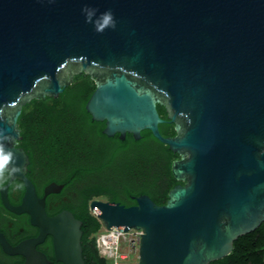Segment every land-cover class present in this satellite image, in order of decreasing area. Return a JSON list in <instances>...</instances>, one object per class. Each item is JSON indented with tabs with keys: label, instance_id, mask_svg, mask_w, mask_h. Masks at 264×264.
<instances>
[{
	"label": "water",
	"instance_id": "1",
	"mask_svg": "<svg viewBox=\"0 0 264 264\" xmlns=\"http://www.w3.org/2000/svg\"><path fill=\"white\" fill-rule=\"evenodd\" d=\"M95 88L85 104L103 133L149 130L178 158V182L163 204L93 198L88 207L104 229H140L137 264H209L264 221V0H0V156L8 181L3 206L26 213L34 237L0 247L20 264H48L36 248L52 237L54 259L85 264L81 221L63 209L45 211L50 182L39 197L17 119L32 99L57 97L75 75ZM175 134L163 136L156 105ZM23 183L19 204L9 183Z\"/></svg>",
	"mask_w": 264,
	"mask_h": 264
},
{
	"label": "trees",
	"instance_id": "2",
	"mask_svg": "<svg viewBox=\"0 0 264 264\" xmlns=\"http://www.w3.org/2000/svg\"><path fill=\"white\" fill-rule=\"evenodd\" d=\"M94 88V81L81 73L57 97L45 96L25 103L17 119L21 134L17 145L28 154L26 175L38 191L53 181L63 184L60 192L51 194V198L60 202L51 208V215L67 209L81 221L84 263L111 264L98 254L95 239L102 225L90 213L89 201L99 198L129 206L136 203L135 196L147 194L155 203L163 204L168 190L178 183L170 170L172 160L178 155L147 129L141 131L138 140L129 133L122 140L118 134L106 136L102 131L104 122L93 120L85 109ZM156 108L164 120L158 125L160 133L174 135L173 123L167 120L164 107L157 104ZM37 156L42 161L38 162ZM8 179L9 172L3 168L0 187ZM7 193L10 202L19 203L24 193L22 182L13 179ZM8 217L20 220V224L14 223L12 233L4 222ZM0 220V231L12 245L35 235L29 216L10 212L1 199ZM21 225L24 231L17 236ZM47 258L52 259V264H61L53 253L47 254ZM23 261V256L8 255L0 247V264ZM209 264H264V221L255 230L239 236L227 256Z\"/></svg>",
	"mask_w": 264,
	"mask_h": 264
},
{
	"label": "built area",
	"instance_id": "3",
	"mask_svg": "<svg viewBox=\"0 0 264 264\" xmlns=\"http://www.w3.org/2000/svg\"><path fill=\"white\" fill-rule=\"evenodd\" d=\"M142 231L130 228L126 231L119 229H104L96 234L98 254L111 264L126 261L130 256L138 257V244Z\"/></svg>",
	"mask_w": 264,
	"mask_h": 264
},
{
	"label": "flooded vegetation",
	"instance_id": "4",
	"mask_svg": "<svg viewBox=\"0 0 264 264\" xmlns=\"http://www.w3.org/2000/svg\"><path fill=\"white\" fill-rule=\"evenodd\" d=\"M176 158H178V157H176ZM32 181V180H31ZM33 182V181H32ZM23 184V183H22ZM33 184H34V186H35V190H36V192H37V195L39 196V197H41V196H43V189H44V187H45V185L43 186V188L42 189H39V191H38V189L36 188V185H35V183L33 182ZM7 192H8V190H7ZM51 194L52 193H49V194H47L46 196H45V204H44V208H45V211H46V213L48 214V215H51V208L52 207H56V206H58L59 204H60V202L58 201V200H55V199H53V198H51ZM53 194H55V193H53ZM7 197H8V193H7ZM21 198H22V196H21ZM1 199V198H0ZM63 199H65V197H63ZM8 200H9V198H8ZM2 202V201H1ZM9 202H10V200H9ZM20 202H21V199H20ZM19 202V203H20ZM11 204H14V205H16V204H19V203H12V202H10ZM63 210V209H62ZM61 211V210H60ZM59 211V212H60ZM58 213V212H57ZM22 214H26V213H22ZM26 215H28V214H26ZM54 215V214H53ZM1 221V220H0ZM19 221V222H18ZM4 222H6V229L8 230V232H11L12 233V230H15V229H13L14 228V223L15 222H18L19 224H20V220L19 219H17V218H15V217H8V218H5V221ZM32 226V225H31ZM24 226L23 225H21V226H19L18 227V234H17V236H20L21 234H22V232L24 231V228H23ZM33 228H35L36 229V232H35V235H32V236H28L27 238H29V237H34V236H36L37 235V233H38V228L37 227H35V226H32ZM33 232H34V230H33ZM12 236H14V234H12ZM24 239H26V238H24ZM23 240V239H22ZM21 241V240H20ZM19 241V242H20ZM36 248L39 250V251H41V252H43L45 255H46V257H47V254H52L53 253V245H52V237L50 236V235H47L45 238H44V240L41 242V243H39V244H37L36 245ZM53 255H54V253H53ZM49 259V258H48ZM49 263L48 264H52V259H49ZM61 263V262H60ZM62 264V263H61Z\"/></svg>",
	"mask_w": 264,
	"mask_h": 264
},
{
	"label": "rangeland",
	"instance_id": "5",
	"mask_svg": "<svg viewBox=\"0 0 264 264\" xmlns=\"http://www.w3.org/2000/svg\"><path fill=\"white\" fill-rule=\"evenodd\" d=\"M36 158H37L38 162L42 161L40 157L37 156ZM157 190H159V188H157ZM157 192H159V191H157ZM118 264H137V258L135 256H130L126 261H123V262L120 261Z\"/></svg>",
	"mask_w": 264,
	"mask_h": 264
},
{
	"label": "clouds",
	"instance_id": "6",
	"mask_svg": "<svg viewBox=\"0 0 264 264\" xmlns=\"http://www.w3.org/2000/svg\"><path fill=\"white\" fill-rule=\"evenodd\" d=\"M7 156H0V170L3 169L4 164L7 162Z\"/></svg>",
	"mask_w": 264,
	"mask_h": 264
}]
</instances>
